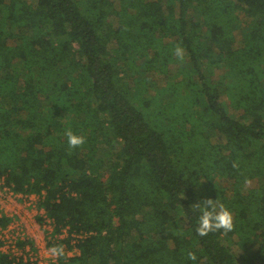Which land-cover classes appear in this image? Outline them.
I'll return each instance as SVG.
<instances>
[{"label":"trees","instance_id":"obj_1","mask_svg":"<svg viewBox=\"0 0 264 264\" xmlns=\"http://www.w3.org/2000/svg\"><path fill=\"white\" fill-rule=\"evenodd\" d=\"M119 2L0 0V174L89 233L60 264H264V0ZM206 198L233 231L196 234Z\"/></svg>","mask_w":264,"mask_h":264},{"label":"built area","instance_id":"obj_2","mask_svg":"<svg viewBox=\"0 0 264 264\" xmlns=\"http://www.w3.org/2000/svg\"><path fill=\"white\" fill-rule=\"evenodd\" d=\"M47 191L21 192L0 174V252L13 264H60L48 250L62 245L67 256L79 253V238L88 232H71L69 227L56 231V222L42 205ZM73 194H76L75 192ZM71 236L70 244L66 238ZM72 247H71V246Z\"/></svg>","mask_w":264,"mask_h":264},{"label":"clouds","instance_id":"obj_3","mask_svg":"<svg viewBox=\"0 0 264 264\" xmlns=\"http://www.w3.org/2000/svg\"><path fill=\"white\" fill-rule=\"evenodd\" d=\"M174 56L181 62L185 58V49L181 45H177L173 50ZM70 149H76L86 143V137L74 133L70 128L65 133ZM233 167H238L236 163ZM194 213H199L195 226L196 234L204 237L209 233L223 231L228 233L234 230V215L219 199L206 198L202 202L191 205ZM51 257L65 256V249L62 245L53 246L48 250ZM187 258L192 261L197 260V254L194 251L187 252Z\"/></svg>","mask_w":264,"mask_h":264},{"label":"rangeland","instance_id":"obj_4","mask_svg":"<svg viewBox=\"0 0 264 264\" xmlns=\"http://www.w3.org/2000/svg\"><path fill=\"white\" fill-rule=\"evenodd\" d=\"M115 2L117 3V5L120 4L119 0H115ZM189 18H190V19H196V18H198V17H196L195 14H191V15L189 16ZM233 26H234L235 29H238V30H240L241 28H245V30H247V26H246V24L243 23V22H237V23H234ZM184 64H185V66H186L187 68H190V67H191L190 59L186 58L185 63H184V62H180V63L175 62V63L171 64V67H170V68H171L170 74L160 73V72H158V71H156V70H154V71H149L148 73H145L144 76H145V78L147 79V82H148V84H149V86H150V88H151V92L154 94V93H156V91H157L158 88H161V87L166 86V85H167V82H168L167 78H169L170 75H171V76L176 75L179 66H182V65H184ZM221 73H222V71H221L220 69L217 70V73L215 74V77L218 78L219 75H220ZM193 76H194L193 78H194L196 81L199 80V79H198V78H199V77H198V74H193ZM181 78H182V75L179 76V77H177V80H179V79H181ZM160 98L162 99V101H173V100H174V96H173L172 94H169V93L164 94V95H161ZM223 99H226V100L229 101V99H228L227 96H225V95H223ZM231 112H232V114L235 115V116H238V115L241 113L240 111H236V110H234L233 108H231ZM214 137H215V136H214ZM71 247H72V246H71ZM255 248H256V246L254 245V246L251 248V250L254 251Z\"/></svg>","mask_w":264,"mask_h":264}]
</instances>
